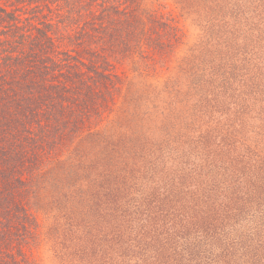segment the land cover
<instances>
[{
    "label": "trees",
    "instance_id": "16d2710c",
    "mask_svg": "<svg viewBox=\"0 0 264 264\" xmlns=\"http://www.w3.org/2000/svg\"><path fill=\"white\" fill-rule=\"evenodd\" d=\"M0 264H264V0H0Z\"/></svg>",
    "mask_w": 264,
    "mask_h": 264
},
{
    "label": "rangeland",
    "instance_id": "374dc122",
    "mask_svg": "<svg viewBox=\"0 0 264 264\" xmlns=\"http://www.w3.org/2000/svg\"><path fill=\"white\" fill-rule=\"evenodd\" d=\"M179 19H180L181 24L184 25V27L188 30V32L192 34L193 36H195L197 32V29H196L197 27L194 21L192 20V18L190 17L188 18L187 16L182 15L181 17H179Z\"/></svg>",
    "mask_w": 264,
    "mask_h": 264
}]
</instances>
